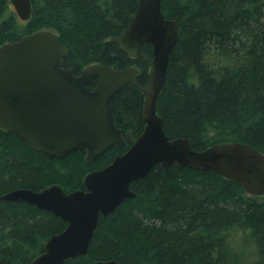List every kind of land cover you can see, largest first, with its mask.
Listing matches in <instances>:
<instances>
[{
	"label": "trees",
	"instance_id": "obj_1",
	"mask_svg": "<svg viewBox=\"0 0 264 264\" xmlns=\"http://www.w3.org/2000/svg\"><path fill=\"white\" fill-rule=\"evenodd\" d=\"M138 1L31 0L24 21L10 0H0V44L53 29L68 48L64 66L76 74L92 63L134 65L145 85L153 45L144 43L132 57L109 40L129 26ZM161 8L179 26L157 108L166 133L188 138L198 150L239 141L264 152V0H162ZM144 100L132 83L114 94L115 122L126 141L93 161L85 150L48 157L0 128V196L20 187L84 188L90 171L108 165L142 134ZM131 188L134 197L100 215L87 255L64 264H243V248L256 254L253 264H264V196L211 170L177 163L153 166ZM66 226L62 217L30 202L1 201L0 264H31Z\"/></svg>",
	"mask_w": 264,
	"mask_h": 264
},
{
	"label": "water",
	"instance_id": "obj_2",
	"mask_svg": "<svg viewBox=\"0 0 264 264\" xmlns=\"http://www.w3.org/2000/svg\"><path fill=\"white\" fill-rule=\"evenodd\" d=\"M11 2L20 18L29 19L31 0ZM161 4L162 0H139L129 26L109 38L132 57L144 43L153 45L145 85H140V70L134 65L116 68L92 63L76 74L74 67L64 66L68 48L53 29H39L0 44V128L14 132L48 157L64 158L72 151L85 150L86 159L93 161L113 147L120 149L126 139L116 125L112 97L128 83L145 94L144 131L127 151L90 171L84 188L67 192L60 184L38 191L20 187L0 196V202L27 201L67 222L61 232L48 238L44 252L31 264H64L67 258L87 255L100 215L114 212L126 198L134 197L132 182L157 164L165 169L177 163L211 170L253 195L264 196V152L260 149L229 141L198 150L188 138H171L164 130L157 108L179 26L164 15ZM98 264L132 263L109 259Z\"/></svg>",
	"mask_w": 264,
	"mask_h": 264
},
{
	"label": "rangeland",
	"instance_id": "obj_3",
	"mask_svg": "<svg viewBox=\"0 0 264 264\" xmlns=\"http://www.w3.org/2000/svg\"><path fill=\"white\" fill-rule=\"evenodd\" d=\"M240 248H235V247H233V251H238ZM242 249V248H241ZM243 250H244V252H245V254H244V256H243V264H253V262L255 261V259H256V254L255 253H252V252H250V251H252V249L251 250H249V249H247V248H243ZM249 250V251H248Z\"/></svg>",
	"mask_w": 264,
	"mask_h": 264
},
{
	"label": "flooded vegetation",
	"instance_id": "obj_4",
	"mask_svg": "<svg viewBox=\"0 0 264 264\" xmlns=\"http://www.w3.org/2000/svg\"><path fill=\"white\" fill-rule=\"evenodd\" d=\"M10 2H11V0H10ZM11 4H12V2H11ZM12 5H13V4H12ZM13 6H14V5H13ZM20 19L23 20L22 18H20ZM27 20H28V19H27ZM24 21H26V20H24ZM124 144H125V143H124ZM124 144H123V145H124ZM123 145H122V146H123ZM122 146H121V147H122ZM113 148H114V147H113ZM128 149H129V147L127 148V150H128ZM127 150H126V151H127ZM123 153H124V152H123ZM117 154H122V153H117ZM117 154H116V155H117ZM116 155H115V156H116ZM112 161H113V160H112Z\"/></svg>",
	"mask_w": 264,
	"mask_h": 264
}]
</instances>
